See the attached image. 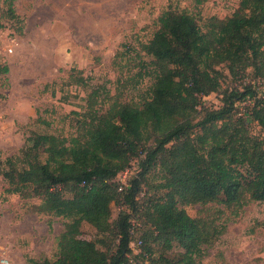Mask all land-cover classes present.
I'll return each mask as SVG.
<instances>
[{
  "label": "trees",
  "instance_id": "1",
  "mask_svg": "<svg viewBox=\"0 0 264 264\" xmlns=\"http://www.w3.org/2000/svg\"><path fill=\"white\" fill-rule=\"evenodd\" d=\"M3 1L14 16L15 0ZM158 24L142 44L154 77L149 99L84 114L77 120L80 133L70 138L33 132L21 154L6 159L0 172L8 183L4 192L38 198L36 211L70 218L58 236L56 258H29V264H129L132 219L141 208L145 217L139 226L146 229L133 254L141 264H203L202 246L212 243L219 228L191 216L185 206L264 202V139L248 134L246 114L237 115L236 108L253 99L249 120L264 128V91L252 80L226 90L219 107L203 108L193 122L202 97L220 88L219 64L236 77H264V0H240L230 16L206 18L204 30L193 14L171 9L160 14ZM71 80L88 85L80 74ZM95 94L94 89L88 96L90 106ZM135 157L140 171L119 190L115 179ZM154 167L161 172L154 186L161 192L141 200L145 176ZM112 203L126 206L113 221ZM83 221L111 234V247L99 248L105 237H81ZM173 247L181 250L168 254Z\"/></svg>",
  "mask_w": 264,
  "mask_h": 264
},
{
  "label": "rangeland",
  "instance_id": "2",
  "mask_svg": "<svg viewBox=\"0 0 264 264\" xmlns=\"http://www.w3.org/2000/svg\"><path fill=\"white\" fill-rule=\"evenodd\" d=\"M239 1L15 0L14 16H9L7 2L1 0L0 71L3 66L8 70L0 72V172L8 157L21 154L33 132L70 138L80 133L77 120L84 114L102 113L119 102L140 106L149 99L154 77L149 74L151 56L144 52L142 44L153 36L163 11L191 13L203 29L206 18L230 16ZM218 69L220 88L202 97L193 122L202 117L203 108L219 107L226 90L241 88L252 80L258 92L264 91V77L251 72L243 78L236 77L225 64H219ZM74 74L86 78L88 85L74 84ZM94 89L97 94L90 106L88 96ZM253 104L250 98L238 102L237 115L246 114L243 116L249 135L264 139V128L249 120ZM138 161V157L133 158L115 181L127 185L140 171ZM160 176L157 168L149 170L141 200L160 194L154 187ZM6 186L0 173V264H29V258L55 259L58 236L70 218L38 212V198L6 193ZM121 209L126 206L111 204V221ZM185 210L191 216L207 218L219 228L212 243L202 246L203 253L198 258L201 263L264 264V202L247 199L240 208L209 202L187 205ZM135 215L131 243L136 244L143 229L139 223L145 217L144 210L139 209ZM105 234L85 221L81 224V237H105L104 244L98 243L99 248L111 247L114 242L111 234ZM150 244L159 249L153 242ZM139 250L140 247L129 254V264H141L133 255ZM180 250L173 247L168 254Z\"/></svg>",
  "mask_w": 264,
  "mask_h": 264
},
{
  "label": "built area",
  "instance_id": "3",
  "mask_svg": "<svg viewBox=\"0 0 264 264\" xmlns=\"http://www.w3.org/2000/svg\"><path fill=\"white\" fill-rule=\"evenodd\" d=\"M122 183H125V182H122ZM122 188H123V186L120 185L119 190H121ZM133 231H134V223L132 222V232H133ZM141 243H142L141 239H140V238H137V240H136V244L130 242V243H129V246L131 247V249H132L133 251H136V249L140 247Z\"/></svg>",
  "mask_w": 264,
  "mask_h": 264
}]
</instances>
